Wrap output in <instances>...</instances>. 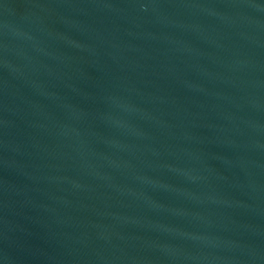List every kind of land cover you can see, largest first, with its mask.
Masks as SVG:
<instances>
[{
    "label": "water",
    "instance_id": "water-1",
    "mask_svg": "<svg viewBox=\"0 0 264 264\" xmlns=\"http://www.w3.org/2000/svg\"><path fill=\"white\" fill-rule=\"evenodd\" d=\"M0 264H264V0H0Z\"/></svg>",
    "mask_w": 264,
    "mask_h": 264
}]
</instances>
